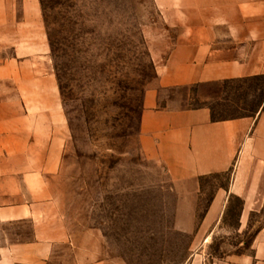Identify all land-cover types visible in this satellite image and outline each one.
<instances>
[{"label": "rangeland", "instance_id": "rangeland-1", "mask_svg": "<svg viewBox=\"0 0 264 264\" xmlns=\"http://www.w3.org/2000/svg\"><path fill=\"white\" fill-rule=\"evenodd\" d=\"M186 2L11 0L25 20L0 34L1 229L14 217L12 233L29 234L38 220L77 242L90 229L101 246L92 257L124 264H218L249 252L264 204L240 223L233 193L205 230L179 228H197L232 168L200 177L195 195L185 196L139 145L142 95L156 86L154 63L173 44ZM193 91L190 107L202 104ZM260 96L254 81L231 82L207 105L213 119L240 116Z\"/></svg>", "mask_w": 264, "mask_h": 264}, {"label": "crops", "instance_id": "crops-1", "mask_svg": "<svg viewBox=\"0 0 264 264\" xmlns=\"http://www.w3.org/2000/svg\"><path fill=\"white\" fill-rule=\"evenodd\" d=\"M11 6V0H0V34L25 20ZM184 16L173 44L154 63L156 86L142 95L138 133L143 154L164 168L179 194L195 195L200 177L232 168L229 186L214 190L197 228L179 226L196 233L217 220L228 193L242 200L240 223L264 204V0H187ZM249 81L261 91L253 112L211 118L207 103L220 99L226 84ZM191 88L202 104L188 106ZM4 218L0 264H124L100 252L92 257L100 245L88 238L90 229L77 242L64 229L45 231L38 220L30 221L29 234L23 228L12 233L17 221ZM218 264H264V225L251 237L249 252Z\"/></svg>", "mask_w": 264, "mask_h": 264}]
</instances>
